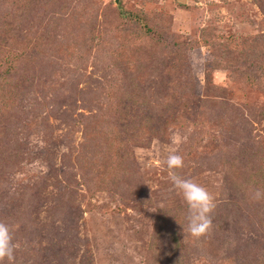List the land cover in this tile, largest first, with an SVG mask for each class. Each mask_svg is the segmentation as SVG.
I'll return each mask as SVG.
<instances>
[{"label": "rangeland", "instance_id": "1", "mask_svg": "<svg viewBox=\"0 0 264 264\" xmlns=\"http://www.w3.org/2000/svg\"><path fill=\"white\" fill-rule=\"evenodd\" d=\"M18 1L0 0V56L29 57L22 77L19 65L12 71L22 159L0 170V221L12 227L15 264L264 259V199L251 197L264 181L248 189L240 169L258 166L264 152V0ZM121 11L135 23L121 21ZM32 35L42 40L29 50ZM115 127L127 135L119 155L129 172L94 184L93 135ZM71 145L84 152L68 153ZM220 151L239 163L235 176L201 160ZM172 153L184 157L178 174L221 204L216 215L228 230L189 234L187 205L166 167Z\"/></svg>", "mask_w": 264, "mask_h": 264}, {"label": "trees", "instance_id": "2", "mask_svg": "<svg viewBox=\"0 0 264 264\" xmlns=\"http://www.w3.org/2000/svg\"><path fill=\"white\" fill-rule=\"evenodd\" d=\"M18 2L20 4H24L23 0H19ZM41 12H44V11H41V10L38 11V13L34 15L33 18L35 19V18L41 17L40 16ZM118 18L121 21L127 22V23L129 22L135 23L134 20H136L134 19L133 14L129 11H121L120 13L118 12ZM7 20L9 21L10 19L7 18ZM143 27H144V34H145L148 31V27H145V26ZM86 38L90 39V36H87ZM39 40H42V38L41 37L37 38V35L35 36L32 35L26 41L25 47H27L29 50H34L38 46ZM120 52H121V49L118 48V51L114 50L112 54H114V56L117 58ZM22 54H23L22 51H18V52H11V53L8 52L7 55L0 56V170L6 171V172L8 169L12 168L22 159L19 155V152L14 150V146L18 144V140L17 139L13 140V136H12V135H16L17 131L22 127L21 125L22 118L17 116V114L20 116L22 112L18 108V106L15 105V102L17 101V96L19 94L17 93L18 87L20 86L17 85V82H16L17 78L13 76L15 69H17V65H19L18 69L20 70V76L21 77L23 76V70L25 68L24 64L27 61H29V57H26L28 56L27 54L25 55H22ZM129 89L135 90V87L131 86L129 87ZM134 97H137V96H134ZM139 97L141 96L137 97L140 101L141 99ZM143 97L145 98V95H143ZM126 98H131V97H126ZM155 103H157V101H154L152 105ZM134 104L135 103L133 102V105ZM119 105L122 106L123 111L127 110L126 101L125 103L124 102L119 103ZM112 112H116V111L112 110ZM123 115L125 116V114ZM119 119H120V116H119ZM141 119L144 124H147L146 121H148L149 117L143 116L141 117ZM117 121L119 122V120ZM107 129L108 128L99 129V131L97 130L95 131L93 137L96 140L100 139L98 143L99 145L96 146L94 150V145L96 144L94 143L93 147L88 149V152L90 151L91 153V156H89L91 158H90V161L87 162L88 164L87 169L91 171L90 173L93 172V175L95 177L94 184L98 183L99 177L101 178V176L103 175H108L109 172H110V175L113 177V179H115V180H112L111 182L117 183L116 181L119 180L115 177L117 171H119L120 173L121 169L123 170V168H126L127 170L125 171L129 172V166L126 163L125 158L122 157V155L121 156L119 155V153L124 154L125 149L128 148L127 135L117 127L113 128L112 132L109 130L110 128L108 129V131L105 132V130ZM88 131H89V127L85 126L84 130H82V135ZM69 133H71V130H69ZM69 133L67 134V136H68L69 141H71L72 134H69ZM5 137L9 138L8 139L9 143L7 144L5 141ZM2 138H3V141L1 142ZM142 140L143 139L139 140L138 143L140 144ZM79 145L81 146V143ZM70 147L71 149H70V152L68 153H73L74 151H77L78 152L77 154L79 155L80 152H84L78 146L72 147L71 145ZM236 148L238 149V147ZM237 152L235 153L237 154ZM95 154H97L98 157L97 156L94 157ZM226 157L227 156H224V153L220 151V152L211 154L209 157L201 158V160L207 161L209 163V166L213 167L215 171H217L216 170L217 166L219 168L228 167V169H232V171L229 174V177L235 176V174L239 172V170L243 167V169L241 170H242V174L245 176V179H246V181L244 182V187L248 189H253L254 186H257L258 184L263 183L264 181V168H263L264 152H263V155L261 156L262 163H260L258 166H257V163L253 166L252 163L250 164V163L245 162V164L241 163L240 169H237L239 163L233 158V156L228 157V159ZM12 158H15V160L11 161ZM247 165H249V167H251L254 170L250 169ZM128 172H125V173L123 172L124 173L123 176L125 177L126 173ZM119 176L120 175H118V178ZM243 200L245 199L243 198L239 199V203H241V201ZM216 204H217V207L215 211L212 213L214 214V219L216 220V224L213 225V229L217 231L219 234V233H223L226 230H228L229 224L227 226L219 222L220 218L217 217L216 212H218V210L221 208V204L217 202ZM236 204L234 200H232V202H229V204L226 206L232 205L233 207H235ZM236 261H237L236 264H262L264 262V259L262 258V256H258L257 258H255V260H243V259L236 258Z\"/></svg>", "mask_w": 264, "mask_h": 264}, {"label": "clouds", "instance_id": "3", "mask_svg": "<svg viewBox=\"0 0 264 264\" xmlns=\"http://www.w3.org/2000/svg\"><path fill=\"white\" fill-rule=\"evenodd\" d=\"M166 167L171 172V180L180 191L187 205V229L189 234L200 239L209 236L213 231L212 213L217 204L214 195L203 185L181 177L176 170L184 167V157L177 153L170 154L166 159ZM251 197L254 200L264 199V190L253 189ZM16 244L12 227L0 221V264L7 260L15 264Z\"/></svg>", "mask_w": 264, "mask_h": 264}, {"label": "water", "instance_id": "4", "mask_svg": "<svg viewBox=\"0 0 264 264\" xmlns=\"http://www.w3.org/2000/svg\"><path fill=\"white\" fill-rule=\"evenodd\" d=\"M180 2H184V0H180Z\"/></svg>", "mask_w": 264, "mask_h": 264}]
</instances>
